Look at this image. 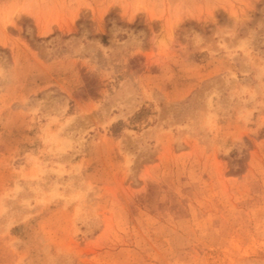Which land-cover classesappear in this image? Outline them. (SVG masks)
Instances as JSON below:
<instances>
[{"label":"rangeland","instance_id":"1","mask_svg":"<svg viewBox=\"0 0 264 264\" xmlns=\"http://www.w3.org/2000/svg\"><path fill=\"white\" fill-rule=\"evenodd\" d=\"M0 264H264V0H0Z\"/></svg>","mask_w":264,"mask_h":264}]
</instances>
